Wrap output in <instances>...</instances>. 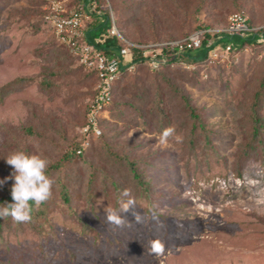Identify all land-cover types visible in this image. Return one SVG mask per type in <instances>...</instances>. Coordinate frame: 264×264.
<instances>
[{"label": "rangeland", "instance_id": "1", "mask_svg": "<svg viewBox=\"0 0 264 264\" xmlns=\"http://www.w3.org/2000/svg\"><path fill=\"white\" fill-rule=\"evenodd\" d=\"M39 1L0 0V87L22 80L0 102V180L13 171L5 162L12 152L41 155L49 161L53 199L46 222L4 221L0 264H264V138L244 155L259 91L264 119V47L198 74L170 72L173 85L146 73L126 78L114 98L117 109L104 117L105 143L63 163L78 138L92 82L41 23ZM115 2L119 27L134 39L173 36L175 22L191 31L222 29L234 13L264 27V0ZM175 89L200 114L209 146L203 133L190 130ZM169 126L182 139L174 135L162 144ZM13 183L0 192H10ZM60 185L71 196L70 208L58 200ZM124 189L146 219L137 224L131 211L121 213L130 225L117 228L106 223L104 209L119 210ZM151 209L158 222L148 219ZM155 238L170 250L152 253Z\"/></svg>", "mask_w": 264, "mask_h": 264}, {"label": "built area", "instance_id": "2", "mask_svg": "<svg viewBox=\"0 0 264 264\" xmlns=\"http://www.w3.org/2000/svg\"><path fill=\"white\" fill-rule=\"evenodd\" d=\"M105 1L111 22L108 35L116 36L121 44L117 57L114 58L105 56L97 48V44H102L106 37L91 40L88 36L89 26L99 15L97 4L93 0H44L41 7L42 19L55 42L75 59L79 67L87 73H95L97 77L96 93L89 100L86 123L80 130L85 138L83 147L89 146L91 137L101 135L99 122L106 117L107 108L112 101L113 85L122 73H133L138 64H143L151 71L165 67L194 69V62L180 60L179 57L201 49L204 42L208 48L206 63L212 65L225 61L230 55L248 51V48L236 50L229 42L221 44L223 37L247 39L264 29L248 26L246 16L234 13L228 17L227 25L222 29H201L174 41L135 44L118 32L108 1ZM261 38L258 42L262 41ZM80 153L81 150L76 152L77 155Z\"/></svg>", "mask_w": 264, "mask_h": 264}, {"label": "trees", "instance_id": "3", "mask_svg": "<svg viewBox=\"0 0 264 264\" xmlns=\"http://www.w3.org/2000/svg\"><path fill=\"white\" fill-rule=\"evenodd\" d=\"M96 4H97V12L99 13V15H97L96 19H94L93 23L89 26L88 29V36L91 40H94L96 38L99 37H106L105 41L102 44H97V48L98 50H100L102 52V54H104L105 56L109 57V58H114L117 57V51L119 50V48L121 47L120 41L116 36H109L108 35V30L111 27V22H110V18H109V10L107 9V5H106V1L105 0H93ZM108 1V4L110 6V9L112 11L113 14V18H114V22L116 25V28L118 30V32L122 35V37H124L127 41L131 42V43H135V44H146V43H154V42H162V41H174V40H178V39H182L186 36H188L189 34L197 31V30H201V29H205L208 28L205 25H199L197 27H195L193 29V31H191V27L186 25V23L184 22H175V26L173 28L176 29V32L173 34V36H168V37H157V36H152V39H144V38H131L128 37L127 35H125V33L123 32V30L119 27V18L118 17V13H119V4L115 2V0H110L111 4ZM40 11H39V17H40V21L41 23L45 24L46 23L43 21L42 19V10L41 7L44 4V0H40ZM241 14V13H239ZM247 24L250 27H258L261 26L260 24H255L252 23L251 21H249L247 19ZM227 25L226 21L224 23V25H221L222 27H225ZM47 26V25H46ZM260 37H262V41L258 40L260 39ZM53 41L55 42L54 37H52ZM231 43L233 48H235L236 50H241L243 48H248L250 51L251 50H255V51H259L261 48L264 47V29L252 34L251 36H249L247 39H242L239 37H223L221 39V44H225V43ZM207 52H208V48L206 47V43L204 42L203 47L199 50L193 51V52H188L187 54H183L179 57L180 60H186L187 62H194L195 66L194 69H185V68H181V67H176L170 69L168 67H165L163 69H160L158 71H151L149 70L147 67H145L143 64H138L135 71L133 73H127L124 72L122 73V75L119 77V79L114 83L113 88H112V101L110 106L107 108V112L109 113L110 110L117 109L116 105H113L114 103V98L116 97V94L118 92V89H120V86L122 85V83L125 81L126 78L130 77V76H137L140 73H146L151 75V77L153 79H155L154 81L157 82H162L164 84V86L166 85H173V83L167 79V75L170 72H176L175 74H178L182 71L183 72H188L191 74H198L201 69H205L208 68L209 65L206 63V56H207ZM66 53L69 55L70 59L76 63L75 59L66 51ZM78 66V65H77ZM78 68L82 71H84L81 67L78 66ZM85 72V71H84ZM87 77L89 80H91L92 82V88H91V92H90V99L95 95L96 93V84H97V77L95 75V73H87ZM22 82V80H16L13 83H7L5 85H3L2 87H0V102L3 100L4 97H6L11 91H12V86H16L18 84H20ZM262 89H264V85L261 84ZM125 89L123 88L122 91H124ZM176 92L179 94V98L181 101V105L185 114V119L187 121L191 122V129L196 135L199 133H203L202 136L206 139V145L209 146V138L207 137L208 132L204 126V123L202 121V118L200 116V114L197 112V110L195 109V107H193L190 99L188 96H186L184 93L179 92L177 89H175ZM261 91L257 92L255 97H256V101L253 103L250 111V120L252 123L251 126V133H250V143L248 144L247 149L244 152V155H247L248 152H250V149L255 150V148L252 146L251 143L257 141L260 143H263V138H264V119L263 117L259 114V107L258 106V102L261 99ZM87 110H88V104L85 108V112H84V118H83V122L81 124V126L79 127V135L78 138L76 139L75 143L72 145V147L65 152V155L63 157V163H69L71 161H74L80 157H84L86 151L92 147L93 143H99L100 141L102 143H105L103 140L104 137V128L106 125V120L102 119L99 122V127L101 129V135L99 137H91L89 139V146L88 147H83V143L85 138L80 134V130L82 129V127L85 125V121H86V114H87ZM201 132V133H200ZM78 150H81V153L79 155L76 154V152ZM129 167L131 169V172L134 176V178L136 179L137 183L140 184V186H142L144 188V191H146L147 187L145 188L144 185L141 183L140 181V177L135 173L134 168H133V163H129ZM52 171V169L50 170ZM240 175H238L239 177ZM58 200L62 201V204L65 205L66 207L71 206L70 204V195L67 192V188H65L63 185H60V192L58 193ZM53 197L50 198V200H52ZM49 199L44 202L41 203L39 206H37L34 202L30 201V205L32 207V212H31V223L34 224L35 223H39L38 221L42 222L44 220H46V215H47V209L46 206L48 205V201H50ZM6 203H13L12 198H11V191L4 193V192H0V205L6 204ZM61 204V205H62ZM68 208V209H69ZM9 219H13L11 217H5V218H0V235L2 234L3 230H5L6 226L4 221L9 220ZM46 222V221H44ZM8 224V222L6 223ZM42 227H46V226H42ZM41 227V228H42ZM41 228H35V230L37 232L43 233L44 231L41 230Z\"/></svg>", "mask_w": 264, "mask_h": 264}, {"label": "clouds", "instance_id": "4", "mask_svg": "<svg viewBox=\"0 0 264 264\" xmlns=\"http://www.w3.org/2000/svg\"><path fill=\"white\" fill-rule=\"evenodd\" d=\"M175 135V127L169 126L163 130L160 136L162 144L167 143L170 137ZM176 140H181L182 137L175 135ZM7 165L11 166L13 171L3 180H0V186L6 183L9 179L14 183L11 187V198L13 203L0 205V218L11 217L17 222H30L32 219V207L30 201L37 206L46 202L52 195L53 180L46 174L49 161L38 154H28L24 151H14L5 159ZM118 201L119 210L107 207L104 209L106 214V223L123 228L130 225L121 213L131 211L135 222L142 224L145 221V216L136 211V200L132 197L129 189H124ZM127 198V199H125ZM148 219L153 222H158L159 218L155 209H151ZM162 223V222H161ZM149 249L154 254H164L170 250L167 248L166 241L155 238L149 241Z\"/></svg>", "mask_w": 264, "mask_h": 264}]
</instances>
